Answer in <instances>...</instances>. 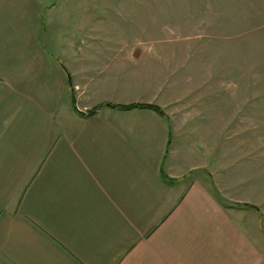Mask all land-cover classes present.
Wrapping results in <instances>:
<instances>
[{
    "label": "crops",
    "instance_id": "crops-1",
    "mask_svg": "<svg viewBox=\"0 0 264 264\" xmlns=\"http://www.w3.org/2000/svg\"><path fill=\"white\" fill-rule=\"evenodd\" d=\"M65 5L0 0V255L12 264H264V210L243 206L258 205L246 190L230 195L217 170L224 102L175 99L161 51L72 39L59 50L48 28L62 13L70 26L66 11L77 7ZM132 104L164 115L112 106ZM162 170L179 181L166 183Z\"/></svg>",
    "mask_w": 264,
    "mask_h": 264
},
{
    "label": "rangeland",
    "instance_id": "rangeland-1",
    "mask_svg": "<svg viewBox=\"0 0 264 264\" xmlns=\"http://www.w3.org/2000/svg\"><path fill=\"white\" fill-rule=\"evenodd\" d=\"M35 1L44 7L64 3L66 10L78 8L66 11L70 26L62 27V13L58 26L48 28L59 50L64 47L67 52L72 39L82 46L88 41V48L112 42L113 49H120L128 42L129 50L161 51L169 54L166 61L173 66L175 99L223 101L225 141L219 178L230 195L246 190L243 195L258 203L250 205L264 210V0ZM140 4L153 10L143 11ZM88 14L93 20L83 26L72 23ZM145 22L148 26L141 29ZM91 23L101 25L90 27ZM0 264L12 263L0 255Z\"/></svg>",
    "mask_w": 264,
    "mask_h": 264
},
{
    "label": "trees",
    "instance_id": "trees-1",
    "mask_svg": "<svg viewBox=\"0 0 264 264\" xmlns=\"http://www.w3.org/2000/svg\"><path fill=\"white\" fill-rule=\"evenodd\" d=\"M74 102H75V100H74ZM112 106L116 107V108L123 109V110H132V109H137V108L152 109V110H155L156 112L164 115V112L162 111V109L159 106H155V105L132 104V105H128V106H117V105H112ZM161 175H162V178L164 179V181L168 184H174V183H177L179 181L178 179H174V178L169 177L163 170L161 171ZM216 196H217L218 200H220L223 204L229 205V204H226V202L222 199V197L220 196L219 193L216 192ZM245 207L256 209L259 211V208L257 206H254V205L245 204Z\"/></svg>",
    "mask_w": 264,
    "mask_h": 264
}]
</instances>
